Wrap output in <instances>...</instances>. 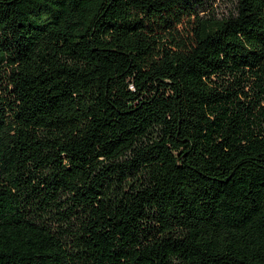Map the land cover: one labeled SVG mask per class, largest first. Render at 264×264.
I'll return each mask as SVG.
<instances>
[{
  "label": "trees",
  "instance_id": "1",
  "mask_svg": "<svg viewBox=\"0 0 264 264\" xmlns=\"http://www.w3.org/2000/svg\"><path fill=\"white\" fill-rule=\"evenodd\" d=\"M0 0V264H264V0Z\"/></svg>",
  "mask_w": 264,
  "mask_h": 264
},
{
  "label": "rangeland",
  "instance_id": "2",
  "mask_svg": "<svg viewBox=\"0 0 264 264\" xmlns=\"http://www.w3.org/2000/svg\"><path fill=\"white\" fill-rule=\"evenodd\" d=\"M233 8V0H222L214 6L215 13L218 16L227 15Z\"/></svg>",
  "mask_w": 264,
  "mask_h": 264
}]
</instances>
